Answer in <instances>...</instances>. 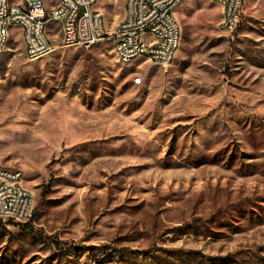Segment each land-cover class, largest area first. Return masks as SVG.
<instances>
[{
    "label": "rangeland",
    "instance_id": "obj_1",
    "mask_svg": "<svg viewBox=\"0 0 264 264\" xmlns=\"http://www.w3.org/2000/svg\"><path fill=\"white\" fill-rule=\"evenodd\" d=\"M124 2L98 0L108 30ZM176 16L168 65L111 41L0 52V167L33 196L0 219V264H264V0L232 32L209 0Z\"/></svg>",
    "mask_w": 264,
    "mask_h": 264
},
{
    "label": "built area",
    "instance_id": "obj_2",
    "mask_svg": "<svg viewBox=\"0 0 264 264\" xmlns=\"http://www.w3.org/2000/svg\"><path fill=\"white\" fill-rule=\"evenodd\" d=\"M183 0H125L124 16L114 30L105 26L98 0H0V52L19 34L25 55L35 60L58 47L90 48L111 41L117 60L132 64L147 59L170 64L178 51L181 25L176 10ZM222 6L220 27L232 32L241 19L243 0H209ZM58 41V43H57ZM137 76L135 82L139 83ZM19 170L0 167V219L26 222L33 196Z\"/></svg>",
    "mask_w": 264,
    "mask_h": 264
}]
</instances>
